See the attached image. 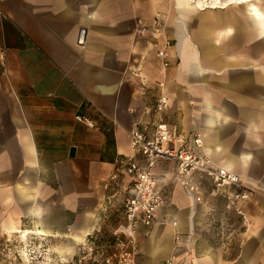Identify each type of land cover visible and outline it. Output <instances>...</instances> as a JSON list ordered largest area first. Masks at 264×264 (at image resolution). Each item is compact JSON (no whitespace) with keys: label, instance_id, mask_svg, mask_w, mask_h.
<instances>
[{"label":"crops","instance_id":"0c3cea01","mask_svg":"<svg viewBox=\"0 0 264 264\" xmlns=\"http://www.w3.org/2000/svg\"><path fill=\"white\" fill-rule=\"evenodd\" d=\"M158 15L168 67L139 33ZM159 82L167 122L189 141L199 132L201 150L252 196L227 206L201 177L197 201L175 164L160 161L165 200L153 226H138L139 257L164 264L178 250L183 264H264V0H0L4 227L28 231L18 226L32 217L45 233L51 217L69 213L76 240L113 234L129 179L106 183L130 158L144 163L131 130L152 135Z\"/></svg>","mask_w":264,"mask_h":264},{"label":"built area","instance_id":"2783aa9c","mask_svg":"<svg viewBox=\"0 0 264 264\" xmlns=\"http://www.w3.org/2000/svg\"><path fill=\"white\" fill-rule=\"evenodd\" d=\"M164 27L165 20L158 15L153 24H142L139 33L150 40L163 67H168L171 65L168 51L171 40L167 38L163 45L158 41L159 31ZM159 87L160 94L155 103L157 118L152 135H147L138 127L131 130L132 147L140 153L144 163L137 157L130 158L123 171H114L106 183V186L110 187L118 182L121 176L129 179L121 191L123 217L122 222L113 231L114 244L111 250L101 251L93 264H136L138 226H153L165 200L163 181L155 172L160 161L175 164L176 177L184 180L197 201L203 200L201 177L208 179L216 190L226 194L229 200L227 206L238 201H247L252 196V191L239 174L216 164L209 154L201 150L203 140L199 132H194L189 141L180 126H171L167 122L165 113L170 107V102L164 91V83L159 82ZM77 119L88 126H94L87 118L77 116ZM103 214L104 218L109 215L108 207L105 206ZM176 238L179 239L178 236ZM90 250H93V247H90ZM165 264H183L179 259L178 250L165 260Z\"/></svg>","mask_w":264,"mask_h":264},{"label":"rangeland","instance_id":"374dc122","mask_svg":"<svg viewBox=\"0 0 264 264\" xmlns=\"http://www.w3.org/2000/svg\"><path fill=\"white\" fill-rule=\"evenodd\" d=\"M8 214L9 212L4 210L5 216L0 218V264H93L101 252L88 244L87 239L76 240L75 232L69 228L74 221L69 213L53 215L54 217L46 222L47 228H43L45 233L36 227L42 222L37 223L32 217L25 219L18 226L19 229L28 231L6 229L4 223L9 217ZM61 230L63 232H59ZM90 247H93V250H90ZM136 264H145L144 259L139 257V252Z\"/></svg>","mask_w":264,"mask_h":264},{"label":"trees","instance_id":"16d2710c","mask_svg":"<svg viewBox=\"0 0 264 264\" xmlns=\"http://www.w3.org/2000/svg\"><path fill=\"white\" fill-rule=\"evenodd\" d=\"M86 242L96 247L98 251H109L114 244V236L113 234L108 233L106 230L101 232L95 231L87 237Z\"/></svg>","mask_w":264,"mask_h":264},{"label":"bare ground","instance_id":"6f19581e","mask_svg":"<svg viewBox=\"0 0 264 264\" xmlns=\"http://www.w3.org/2000/svg\"><path fill=\"white\" fill-rule=\"evenodd\" d=\"M255 10V9H254ZM258 11V10H257ZM255 13H256V11H255ZM261 13V12H260ZM259 13V14H260ZM202 137V136H201ZM203 140V139H202ZM212 159H213V161L214 162H216L215 160H214V158L211 156V155H209ZM218 162H216V164H217ZM218 165H219V163H218ZM221 166H224V167H227V168H231V167H229V166H227V165H225V164H222ZM82 237V236H81ZM79 241V240H78Z\"/></svg>","mask_w":264,"mask_h":264},{"label":"water","instance_id":"95a60500","mask_svg":"<svg viewBox=\"0 0 264 264\" xmlns=\"http://www.w3.org/2000/svg\"><path fill=\"white\" fill-rule=\"evenodd\" d=\"M75 150H76L75 147L71 148L70 156H72V157L75 156ZM39 227H41V225H39Z\"/></svg>","mask_w":264,"mask_h":264}]
</instances>
